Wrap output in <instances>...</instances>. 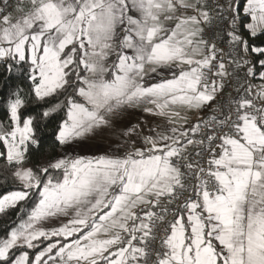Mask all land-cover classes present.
I'll return each mask as SVG.
<instances>
[{"label":"snow or ice","instance_id":"1","mask_svg":"<svg viewBox=\"0 0 264 264\" xmlns=\"http://www.w3.org/2000/svg\"><path fill=\"white\" fill-rule=\"evenodd\" d=\"M0 264H264V0H0Z\"/></svg>","mask_w":264,"mask_h":264},{"label":"trees","instance_id":"2","mask_svg":"<svg viewBox=\"0 0 264 264\" xmlns=\"http://www.w3.org/2000/svg\"><path fill=\"white\" fill-rule=\"evenodd\" d=\"M15 216L11 218H0V236L4 235L5 228L7 226V223H10L11 220H14Z\"/></svg>","mask_w":264,"mask_h":264}]
</instances>
